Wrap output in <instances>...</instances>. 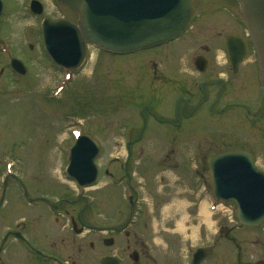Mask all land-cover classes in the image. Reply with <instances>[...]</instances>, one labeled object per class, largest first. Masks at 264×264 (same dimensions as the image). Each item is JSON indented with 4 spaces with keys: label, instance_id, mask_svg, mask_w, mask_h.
Here are the masks:
<instances>
[{
    "label": "rangeland",
    "instance_id": "374dc122",
    "mask_svg": "<svg viewBox=\"0 0 264 264\" xmlns=\"http://www.w3.org/2000/svg\"><path fill=\"white\" fill-rule=\"evenodd\" d=\"M2 1L0 195L4 181L7 180L8 184L4 188L5 200L0 207V234L6 226L15 228L23 219L27 225L26 237L31 239L33 234L38 237L46 235L43 236L46 237L43 240L45 243H41L43 247H48L46 251L60 255L69 264H98L99 257L106 252L123 256L121 246L126 244L123 234L114 235L117 241L112 246H104L99 242L98 246L89 248V241H95L97 233L93 230H83L76 235L70 230L69 221L70 215L81 212V222L93 228L105 227L101 225H120L124 222L130 211L126 201L130 191L124 192L127 179L117 178L122 169V174L125 170L127 174H131L133 186L142 187L138 188V211L133 217L134 222L126 228L131 235L138 230L142 234L150 235L147 228H152L155 236H163L168 243V252H163L159 246L155 247L153 244L158 254L155 255L156 264H171L172 260L176 261L180 256L177 253L180 250V242L171 230H175L174 223L180 220L182 212L181 206L172 204V199L188 201L190 204L186 211L189 215L184 222L192 225V228L196 225L198 230L203 229V225L199 226L201 210L196 198L199 194L203 196L202 185L205 186L209 157L220 150L224 142L239 135L241 142L243 137L246 139L241 146L252 152L259 168L264 171V140H256L259 147L255 146L244 131L241 133L235 129L237 120L234 117H218V123L215 120H193L188 122V126L182 122L181 129L177 126L162 125L148 118L144 133L139 137L142 127L139 117L141 100L146 102L151 112L158 117L168 116V110L173 106V94L176 93L172 91L174 86L163 85L161 88L162 78L155 79V76L174 66L178 68L176 73L182 78L185 76L188 81L203 77L204 73L197 72L193 67L188 55L190 51L191 54L203 53L209 60L208 68L219 69L220 62L223 63L221 38L216 43L212 38L216 35L214 32L220 30L213 26H219L211 21L214 16L206 20L201 12L202 6L209 8L211 5H208V2L215 1L195 0L194 11L200 18L181 36L182 39L130 55L99 52L92 45H88L84 62L74 71H64L53 66L43 49L41 37L43 18H62L75 22L77 16L74 11L59 0H39L43 11L34 15L28 8L30 0ZM234 5L237 7L236 3ZM231 22L229 19L225 22L224 32H237L234 22ZM204 44L208 45L209 50H202L201 45ZM182 45L185 47L182 48ZM253 54L249 51L240 69L244 71L243 95L246 89L253 85L249 66L245 63L247 60L249 62V58H253ZM12 57L21 60L25 65L24 75L10 70L9 60ZM150 77L154 81L153 84ZM238 88L236 86L232 89L235 97ZM240 89L241 87L239 91ZM249 90L251 97L259 98L260 91L255 87ZM49 96L53 99H49ZM79 127L93 136L100 145L95 159L99 168L98 179L92 187L86 189L78 187L67 177L64 170L67 164L65 151L72 143V131L81 130ZM261 127L262 124L259 123L258 130ZM128 141H132L129 154L125 147ZM114 157L118 158L117 161L111 162ZM125 163L126 168L123 167ZM106 167L115 173L114 178L104 176L103 170ZM10 173L14 176L6 178ZM174 174L178 177L175 180ZM15 176L33 198L32 202L29 203L15 186ZM83 196L89 200L87 206ZM35 197L56 203L57 208L36 202ZM61 197L66 199H60ZM228 207L233 212V206ZM228 212L217 211L212 214V218L219 219L223 217V213L228 216ZM55 215H58L56 221ZM39 217L47 222L44 221L39 227L32 226L35 225L33 220ZM229 220L228 223L236 226L234 219ZM65 223L69 226L66 227ZM147 223H152L153 227L149 224L147 226ZM21 229H24V226H21ZM231 229L229 237L232 236L230 233L238 235L247 246L264 245V223L254 228ZM111 234L112 232H108V235ZM201 235L203 236V233ZM61 237L67 240L63 245L59 243ZM238 239L235 238L234 242ZM234 242L228 239V244L223 241V244L212 246L207 261L211 264L214 260L219 264H234ZM77 243L80 244L79 247L76 246ZM256 250L259 251L252 249L255 252ZM180 254H183V251ZM125 260L128 261L127 257ZM37 262V259L28 254L23 244L17 243L9 236L8 244L0 253V264H41Z\"/></svg>",
    "mask_w": 264,
    "mask_h": 264
},
{
    "label": "water",
    "instance_id": "95a60500",
    "mask_svg": "<svg viewBox=\"0 0 264 264\" xmlns=\"http://www.w3.org/2000/svg\"><path fill=\"white\" fill-rule=\"evenodd\" d=\"M61 1L77 11L79 24L64 20L46 22L43 37L52 56L66 66H75L82 59L85 41L107 50L128 52L170 39L183 28L190 9V0ZM238 1L258 51L264 85V0ZM244 48L239 45L236 56ZM97 151V144L89 136L80 137L73 147L67 171L81 184L94 179L92 159ZM209 179L213 193L237 201L240 222L257 224L264 218V179L253 169L246 154L214 156L209 165ZM100 264L118 261L104 258Z\"/></svg>",
    "mask_w": 264,
    "mask_h": 264
},
{
    "label": "flooded vegetation",
    "instance_id": "af4514ba",
    "mask_svg": "<svg viewBox=\"0 0 264 264\" xmlns=\"http://www.w3.org/2000/svg\"><path fill=\"white\" fill-rule=\"evenodd\" d=\"M220 33L221 30L216 32L217 35H220ZM208 64L209 62L207 61L205 68L200 71L204 73V76L201 78H193L188 81L189 79L185 76L182 78L179 74L171 78L172 83H175L176 96L172 109H170V111L168 110L169 115L165 118L168 122H170H167L168 124L176 127L185 121L191 122L193 120H198L204 122L210 117V114H222L227 108L236 107H241L248 110V113L256 115L254 110H251L250 108V104L255 103L257 100V98L250 96L252 93L249 88L253 87L254 89L253 85L246 89L244 99H241L242 101L237 99L238 97L243 96V90L240 89L239 91V88H242L244 85V71L240 70L241 68H237L233 71L231 67H228V65V68L224 67L211 69L207 67ZM199 65H201V63ZM248 71L249 74L253 75V69L252 72L250 69ZM160 77L163 78V75H159V78ZM236 86L239 88L235 91L237 94L236 97H233L235 94H233L232 89H235ZM228 95L230 96L229 100H227ZM263 112L264 111L262 109L259 115L262 116ZM148 113L150 114L149 111ZM151 115L155 119H160L154 114ZM168 117H171L173 121ZM71 219H73V217ZM65 226H67V224H65ZM71 228H73L72 224ZM65 239L66 238L63 237L59 238V243L63 245L64 242H67ZM101 240L103 242V239ZM54 242H56V240ZM89 246L90 248L94 247L92 242H89ZM259 249L260 250L258 252L250 254L247 258H245L246 251L242 253V251L239 250L238 264H263L261 261L264 260V245H260ZM131 256L133 257L131 260L132 264H146L147 259H152L146 249L139 251L137 256Z\"/></svg>",
    "mask_w": 264,
    "mask_h": 264
}]
</instances>
